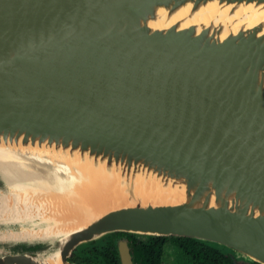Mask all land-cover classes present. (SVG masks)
Masks as SVG:
<instances>
[{"label": "water", "instance_id": "obj_1", "mask_svg": "<svg viewBox=\"0 0 264 264\" xmlns=\"http://www.w3.org/2000/svg\"><path fill=\"white\" fill-rule=\"evenodd\" d=\"M185 1L0 0V187L17 188L0 197L12 206L18 194L40 213L0 220V234L61 230L0 239V264H43L56 253L80 264L77 246L115 231L192 237L229 248L236 264H264V33H210L231 30L238 21L229 19L199 32L150 28L158 5ZM22 146L56 151L58 161ZM77 153L123 179L143 167L182 195L147 188L145 200L128 179L133 201L90 219L69 213L73 186L42 183L49 168L67 184L59 160L71 167ZM76 176L91 178L82 168ZM130 248L118 241L122 264H133Z\"/></svg>", "mask_w": 264, "mask_h": 264}, {"label": "bare ground", "instance_id": "obj_2", "mask_svg": "<svg viewBox=\"0 0 264 264\" xmlns=\"http://www.w3.org/2000/svg\"><path fill=\"white\" fill-rule=\"evenodd\" d=\"M197 7H194L192 0H186L184 3L176 8L164 7L163 5H158V10L156 14L153 13L149 18L150 28H161L165 29L172 24H177L178 27H184L188 25H194L196 31L199 32L203 28H208L212 25L218 24L219 21L230 22L235 21L238 23L230 24L232 29L224 30L220 28L214 30L210 27V33H213L216 38H224L228 34H234L238 30H248L253 26H259L258 35L264 33V2H248L246 0L242 1H225V0H201ZM218 30V32H215ZM220 30V31H219ZM23 153L31 154L34 157H44L50 161H58L56 158V151L49 149L29 148L28 146H22L19 148ZM47 152L44 154L43 152ZM77 157L68 158L73 165L70 167L67 163L64 164L59 160V167L69 174L67 179L68 182L62 185L61 182H57L59 176H55L51 169L46 170L44 185L57 183L59 188H64L67 186L72 188V194L67 195V202L64 200L63 204L66 206L68 212L84 214L83 218H92L100 216L112 207L118 206L119 204H124L125 202L133 201V196L125 189V184L122 180H128L122 178L119 175V168L110 167L109 169L103 167V164L94 166L93 162L87 156H81L79 153L76 154ZM82 168L87 174L91 176L90 180L86 177L76 176L77 172ZM80 175V174H79ZM173 182V181H171ZM129 183L136 189L135 196H143L144 199L148 197L144 192L146 189L155 188L157 191L160 190H172L175 192L168 191L167 193H160L159 195L163 197H170L173 195L174 198L178 195H182L183 186L180 184L175 185L162 180L153 173L147 172L143 167H140L137 173L133 174V177L129 179ZM161 186L167 188H161ZM66 188V189H67ZM179 190V191H178ZM68 193V192H67ZM65 193V194H67ZM175 193V195H174ZM14 194V193H13ZM14 203L12 206L6 205V199L0 197V220L4 221H18L25 218H30L34 220L38 217V212L31 213L29 206L27 205V199L24 198L23 205H19L18 194L14 196ZM54 206V205H53ZM54 208V207H53ZM52 209V208H51ZM54 214V213H53ZM83 227L82 225L72 227L69 231H73ZM61 231V230H58ZM56 232H51L48 227L44 228H23L20 230H8L0 234V239H13V240H23V239H33L36 237H48L54 235ZM43 264H63L58 253L52 254L49 258L45 259Z\"/></svg>", "mask_w": 264, "mask_h": 264}, {"label": "trees", "instance_id": "obj_3", "mask_svg": "<svg viewBox=\"0 0 264 264\" xmlns=\"http://www.w3.org/2000/svg\"><path fill=\"white\" fill-rule=\"evenodd\" d=\"M126 238L131 247L134 264H161L164 244L168 239L180 246L179 257L186 256L189 264H236L230 249L185 236L147 235L115 231L78 246L72 259L80 264H122L119 257L118 241ZM96 241V243H95ZM92 244V245H91ZM27 248L26 246H21ZM251 264H261L252 262Z\"/></svg>", "mask_w": 264, "mask_h": 264}, {"label": "flooded vegetation", "instance_id": "obj_4", "mask_svg": "<svg viewBox=\"0 0 264 264\" xmlns=\"http://www.w3.org/2000/svg\"><path fill=\"white\" fill-rule=\"evenodd\" d=\"M95 240V239H94ZM96 241H99V239L98 240H96ZM96 241H95V243H96ZM164 252H163V254H162V258H161V264H166V263H168L169 262V260L167 259V252H170V253H172V254H174L173 256V260L172 261H170V264H189L188 262H187V258H186V256L185 255H183V258H181V257H179V252H182L181 250L182 249H180V246L178 245V244H175L174 242H173V240H171V239H168L167 241H166V243L164 244ZM130 252H131V255H132V260H133V254H132V250H131V248H130ZM119 257H120V252H119ZM120 260H121V258H120ZM122 263V262H121ZM134 264V263H133Z\"/></svg>", "mask_w": 264, "mask_h": 264}, {"label": "rangeland", "instance_id": "obj_5", "mask_svg": "<svg viewBox=\"0 0 264 264\" xmlns=\"http://www.w3.org/2000/svg\"><path fill=\"white\" fill-rule=\"evenodd\" d=\"M16 189L17 188H13L12 187V185L11 184H9V183H6V184H4L3 186H1L0 187V192H4V193H7V194H11V192L12 191H16ZM54 204H52L51 205V208H53L54 206H53ZM49 214V213H48ZM57 214V213H56ZM11 227H21V225H15V226H9V228H11ZM5 227L4 226H2V225H0V230H2V229H4ZM98 239H100V238H97V239H95V240H98ZM84 243H86V242H84ZM84 243H82V244H84ZM82 244H80V245H82ZM79 245V246H80ZM92 245V244H91ZM10 246V245H9ZM11 247V246H10ZM78 247V246H77ZM174 254H172V253H170V252H167V259L169 260V262L168 263H166V264H170V261H172L174 258V256H173ZM238 257V260H239V258H240V256H237Z\"/></svg>", "mask_w": 264, "mask_h": 264}]
</instances>
